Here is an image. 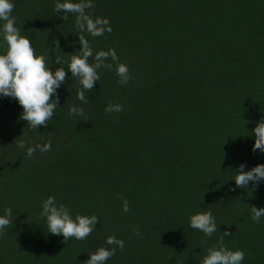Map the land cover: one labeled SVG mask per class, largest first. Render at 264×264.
<instances>
[{"label":"trees","instance_id":"16d2710c","mask_svg":"<svg viewBox=\"0 0 264 264\" xmlns=\"http://www.w3.org/2000/svg\"><path fill=\"white\" fill-rule=\"evenodd\" d=\"M13 2L16 27L53 71L67 70L83 34L94 52L115 49L131 79L120 85L100 69L85 104L69 72L59 108L37 130L16 100L0 97V215L10 206L14 218L0 238V264H83L112 247V234L125 247L107 264H201L225 231V245L246 253L243 264H264V217L253 222L247 207L264 208V181L248 189L234 181L240 164H264L252 151L264 118V0H93L89 13L112 27L98 38L55 13L56 0ZM110 103L123 111L106 113ZM72 106L84 116H69ZM21 141L51 150L28 158ZM49 196L73 218L96 214L97 230L67 243L48 233L39 213ZM208 210L218 226L211 238L189 225Z\"/></svg>","mask_w":264,"mask_h":264},{"label":"clouds","instance_id":"9594fccd","mask_svg":"<svg viewBox=\"0 0 264 264\" xmlns=\"http://www.w3.org/2000/svg\"><path fill=\"white\" fill-rule=\"evenodd\" d=\"M93 0H56L53 11L61 15L63 20H67L69 15L76 17L75 27L81 33H87L93 38L112 33V27L108 18L93 17L89 9H94ZM15 4L13 0H0V38H2L6 50L0 54V97L12 98L22 107L21 119L27 122L32 130L39 127H47L59 108L60 98L57 90L67 82L68 73L77 85V99L82 103H89V93L100 80V69L114 71L118 77L120 85H126L131 79L128 65L121 63L119 55L115 49L99 50L94 52L91 44L82 34L79 36L80 50L78 54L71 55L67 62V70L58 67L54 71L48 67L47 57L37 55L31 40L21 34V29L16 27V18L13 15ZM55 50H59V43L55 42ZM90 60L93 62L90 63ZM111 60L112 63L106 61ZM56 63L60 64V58H56ZM121 104H108L105 112H122ZM69 116H84V109L72 106L68 112ZM255 143L252 151L257 150L264 153V118H262L253 129ZM19 148H26V155L31 158L37 149L41 153L51 150V143L43 145L27 146L23 141ZM246 165L240 164L236 169V188H247L251 183L253 187L264 181V164L257 165L249 171H245ZM122 199V210L125 213L131 211L127 199ZM251 219L259 223L264 217V208L248 206ZM41 218H46L48 233L54 236H62L67 243L70 239L85 241L94 231L99 217L96 214L76 215L73 218L70 209L60 204L57 206L55 196H49L42 202ZM16 219V218H15ZM12 208L4 209V214L0 215V238L6 233V228L13 227ZM189 225L192 229L202 232L211 238L217 231L216 218L211 210L201 211L189 217ZM135 234L140 235L139 230ZM232 235L225 231L216 245L207 249V254L202 258L201 264H243L246 253L243 250H231L225 243V237ZM105 243L110 248L99 247L94 252L88 254L89 258L83 264H107L112 259L119 248L123 251L125 242L118 239L115 234L109 235Z\"/></svg>","mask_w":264,"mask_h":264}]
</instances>
